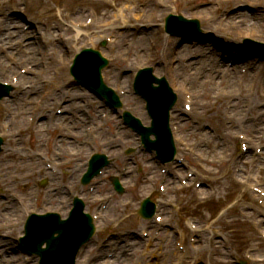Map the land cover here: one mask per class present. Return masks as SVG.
<instances>
[{"label":"rangeland","instance_id":"374dc122","mask_svg":"<svg viewBox=\"0 0 264 264\" xmlns=\"http://www.w3.org/2000/svg\"><path fill=\"white\" fill-rule=\"evenodd\" d=\"M241 4L261 8L263 15L255 17L246 8L239 12ZM174 9L199 18L202 29L212 36L235 39L243 51L247 47L240 39L241 31L264 43V2L260 0H196L193 3L184 0H0V75L3 80L11 81L14 75L19 77L22 69H29L26 79L13 93V96H20L21 101L0 102V132H5L8 138V150L0 153V175L9 178L12 173L18 175V178L14 176L16 180L6 179L4 185L7 189L10 187L13 199L7 206L3 203L0 207V226L3 223L7 226L3 232L11 237L16 235L17 229L21 233L26 216L23 214L21 219L22 212L30 206L29 211L66 209L70 197L77 192L79 181L90 211L104 203L102 195H111L117 211L113 209L104 222L111 224L110 231L118 234L128 232V235L123 244L111 239L112 247L101 251L98 245L104 244L105 239H100L104 232H99L100 236L95 235L79 254L77 264H207L211 253L216 255L212 264H234L227 252L210 247L221 234L229 237L235 254L243 255L245 249L251 248L252 256L260 259L256 262L264 264V198L261 199L253 189H264V140L255 143L245 141L246 136L253 133L260 136L264 126V78L256 81L257 71L264 67V58L256 56L259 54L257 51H248L252 53L238 58L237 65L233 59L243 53L232 51L223 62L231 73H217V70L207 77L210 59L223 60L228 52L224 48L228 45L222 43L207 50L212 44L202 41H198L199 45H194L195 42L180 44L179 37H171L163 29L165 16ZM242 13L244 17L240 16ZM137 15L141 17L138 20ZM245 15L251 17L246 20ZM131 16L135 20L128 23L127 18ZM9 19L19 25V30L25 26L28 35L36 33L38 36L22 40L19 35L24 32L20 31L18 36L9 38L4 27L1 28ZM89 20L93 23L84 28L86 37L82 35L73 40V24L88 25ZM136 23L152 30V35L134 34ZM63 28L69 29L64 33ZM158 31L166 39L173 38L178 45L174 46V42L172 44L168 39H158ZM95 37L112 39L105 48L110 59V65L105 69L106 81L112 87L122 86V91H126L123 100L127 107L146 120V124L150 119L141 106L140 98L133 92V74L140 67L152 65L157 75L168 79L178 93L177 112L173 113L172 119L179 157L185 160L181 173L185 168L195 170L198 179L209 188L182 187L173 182L167 184L164 193H160V183H164L165 178L170 180V177L162 175L157 162H152L153 153L139 147L137 135L126 129L117 116L110 113L112 116L102 119L100 115L106 110L101 101L85 89L72 85L68 68L74 51L93 44ZM18 41H22L23 46H16ZM184 44L188 47V56L183 54ZM182 89H186L187 95L194 96L190 112L183 106L186 99H183ZM67 97L73 98L74 104L69 107L70 101H67L66 114L56 115L55 111L63 108L61 101ZM23 110L30 112L28 118L33 117L34 122H37L36 113L56 119L50 118L48 124H43L47 119H42L43 126L39 131L32 127L21 137L16 116ZM240 136H244L246 150L240 147ZM23 137L24 140H20ZM129 147L136 150L127 154ZM36 148L38 157L29 159L27 156L34 154ZM257 149L260 150L258 154L263 150L260 157L256 156ZM96 150L109 153L112 162L94 183L98 199L92 202L87 195L91 184L81 185L80 177L90 153ZM18 152L25 158L14 159L11 153ZM58 152L62 159L57 158L56 164L46 162L42 167V160H52ZM70 152L78 153L79 160L75 165L58 166ZM64 173L73 180L68 185L60 182ZM115 175L122 178L126 187L122 196L115 192L110 182L109 178ZM43 177L48 182L45 187H40L38 183ZM27 187H34V191L31 189L28 193L29 207L22 202ZM57 187H61L60 191L57 190L60 193L54 191ZM154 190L159 205L165 206V209L161 207V215L166 220L163 226L156 227V233L153 232L155 242H150V239L140 238L144 219L138 214V209L141 200ZM44 194H48V200L42 204ZM129 199L132 205H126ZM226 203L234 205L222 215L221 208ZM188 217L194 218L202 231L199 240L183 253L176 249L170 229L171 224L178 221L189 232ZM154 243V249L147 252L146 247L152 248ZM124 248V252H128L126 255H123ZM100 251L102 257L97 259ZM4 254H0V258ZM13 256L7 254L0 264H26L22 255L15 253ZM28 264H34V259H30Z\"/></svg>","mask_w":264,"mask_h":264},{"label":"water","instance_id":"95a60500","mask_svg":"<svg viewBox=\"0 0 264 264\" xmlns=\"http://www.w3.org/2000/svg\"><path fill=\"white\" fill-rule=\"evenodd\" d=\"M153 131H155V132L158 134L159 137H162V133H161L160 130H159L158 128H156V127H154L152 130H151V129L148 130V132L145 134V137L148 138V135L150 134V132H153ZM146 143H149V142L147 141V139H146ZM80 222L82 223V230H80V231L84 233L83 236H85V235L87 234V235L85 236V238H86V237H88V236L92 233V227H91V225L89 224L90 222H88L87 220H81ZM57 225H59V224H56L55 228H52V229L50 230L49 234H50L51 236H52L55 232H59V233L62 234V235L64 234L63 231H62V227L57 226ZM62 235H61V236H62ZM66 238H67V239H73L72 242H71V244H72V243L74 244L75 241L78 240V236H77V234H74V235H73V234H71V235H67ZM45 240H47V241L49 242V244L52 245V241H51V239H49V238L37 239V241H36V243L34 244V246L31 245V244H28V245H27V247H28L30 250L32 249V250H34V251L40 253V254L43 256V264H46V254H44V251H41V250H40V247H41V245L43 244V242H44ZM74 245H75V246H73L72 249H71V253H70V256H71V257L74 256V254H75V252H76V249H77V245H76V243H75ZM49 248H51V246H50ZM70 256H69V257H70ZM71 261H72V259L70 260V263H71Z\"/></svg>","mask_w":264,"mask_h":264},{"label":"bare ground","instance_id":"6f19581e","mask_svg":"<svg viewBox=\"0 0 264 264\" xmlns=\"http://www.w3.org/2000/svg\"><path fill=\"white\" fill-rule=\"evenodd\" d=\"M242 15V14H241ZM247 20V19H246ZM10 23H14L12 20H10ZM143 32H145L144 30H143ZM240 35H242V37L243 38H247V37H249L250 36V34H248V33H246V32H244V31H241V33H239ZM25 36V35H24ZM200 41H202V40H200ZM199 41V42H200ZM189 42H195L194 43V45H199L198 43V41H196V40H190ZM203 43V42H202ZM31 44V43H30ZM218 44L219 43H216V42H214L213 44H212V46H210V47H208V49L207 50H209V49H213V48H215V46H218ZM237 45V44H236ZM182 48H183V54H184V56H188L189 55V51H188V47H187V45H183L182 46ZM201 51V50H200ZM250 53H252V52H247V53H245V52H243V54H241V55H239V57L238 58H244L245 57V55L247 54L248 56L250 55ZM228 54L230 55L231 53L230 52H228L226 55L228 56ZM186 60H188V59H186ZM223 62L225 61V59L224 60H222ZM194 61H192V62H190V63H193ZM223 62H221V61H213L212 62V59H211V63H210V70L208 69V71L209 72H207V77L208 76H210V74L211 75H213L214 74V72L216 71V70H218V69H220V68H225L224 66H225V64L223 63ZM171 67H172V65H170ZM172 68H174L176 71H177V68L176 67H172ZM185 71V70H184ZM184 71H181L184 75H186V73L184 72ZM229 71H230V69H229ZM223 72H225V70H223ZM74 104V101L73 100H71L70 102H69V107L70 106H72ZM154 112L156 113V110H154ZM70 155V156H69ZM77 156H78V154L77 153H74V152H70V154H68L67 155V159H69V162H72V160H71V158L72 159H74L73 160V162H76V161H78V159L76 160V158H77ZM74 165H75V163H74ZM259 170L261 171V168H259ZM66 181H69V176H67L66 177V179H65ZM60 191V190H59ZM59 191H57L56 193H60ZM52 198H56V197H52ZM59 238L58 239H56V240H59L60 241V245L59 246H64V244H65V241L62 239V238H60L61 236H58ZM138 244L139 243H136V246H138Z\"/></svg>","mask_w":264,"mask_h":264}]
</instances>
